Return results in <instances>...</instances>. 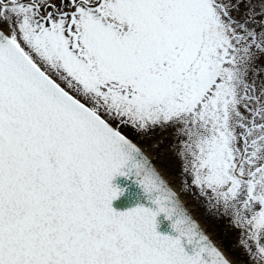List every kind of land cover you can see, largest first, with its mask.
I'll return each instance as SVG.
<instances>
[{
  "label": "snow or ice",
  "instance_id": "snow-or-ice-1",
  "mask_svg": "<svg viewBox=\"0 0 264 264\" xmlns=\"http://www.w3.org/2000/svg\"><path fill=\"white\" fill-rule=\"evenodd\" d=\"M129 129L264 264V0H0V264H230Z\"/></svg>",
  "mask_w": 264,
  "mask_h": 264
},
{
  "label": "rangeland",
  "instance_id": "rangeland-1",
  "mask_svg": "<svg viewBox=\"0 0 264 264\" xmlns=\"http://www.w3.org/2000/svg\"><path fill=\"white\" fill-rule=\"evenodd\" d=\"M131 134L140 146L156 161L161 169L176 183H179L180 176L188 179L186 174L180 168V158L178 157V148L175 146L177 137L172 129L161 131L159 129L145 135L143 138L129 129ZM158 143V147H153ZM190 183V180H189ZM183 199L187 200L195 214L200 218L201 224L220 246L232 264H249V256L241 246L240 240L242 232L239 228L232 225L230 215L223 214L221 211H212L208 208L205 200L197 194L195 188L189 187L187 191L180 188Z\"/></svg>",
  "mask_w": 264,
  "mask_h": 264
},
{
  "label": "water",
  "instance_id": "water-1",
  "mask_svg": "<svg viewBox=\"0 0 264 264\" xmlns=\"http://www.w3.org/2000/svg\"><path fill=\"white\" fill-rule=\"evenodd\" d=\"M113 183L119 184L121 186L124 185L123 178L121 177L115 178ZM137 192L138 190L136 189L134 185H129L128 190L123 195H121L118 199L113 201L114 207L118 210H123L126 207L133 206L136 202ZM166 229H167V225L165 222L163 226L158 230H166Z\"/></svg>",
  "mask_w": 264,
  "mask_h": 264
}]
</instances>
